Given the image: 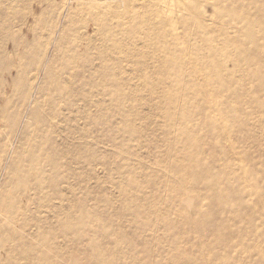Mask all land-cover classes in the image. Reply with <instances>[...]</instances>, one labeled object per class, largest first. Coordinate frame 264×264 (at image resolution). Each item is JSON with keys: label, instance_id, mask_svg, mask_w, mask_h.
I'll return each instance as SVG.
<instances>
[{"label": "rangeland", "instance_id": "obj_1", "mask_svg": "<svg viewBox=\"0 0 264 264\" xmlns=\"http://www.w3.org/2000/svg\"><path fill=\"white\" fill-rule=\"evenodd\" d=\"M202 1L198 13L215 18L210 37L219 38L225 28L234 37L244 27L223 26L228 11H215L218 0ZM261 2L253 6L255 17ZM161 5L0 0V264H72V257L80 264H264V85L239 83L238 70L234 79L224 78L235 92L226 88L218 102L210 99L224 128L216 137L238 150L235 163L254 166L259 189L237 181L213 150L205 163L217 162V182L232 213L196 217L203 224L192 227L184 214L210 210L212 191L206 179L181 173L189 157H200L184 143L193 137L211 149L215 138L206 131L204 99L181 94L186 83L177 84L174 73L157 78L165 75L158 60L167 47L174 49ZM197 28L181 25L179 32L204 46L197 36L208 33ZM244 35L259 41L264 30ZM216 39L210 42L220 47ZM236 41L223 57L230 61L226 68L255 49L247 39ZM251 61L244 59L241 70L264 74V66ZM163 96L169 99L161 104ZM240 96L250 102L239 105ZM229 100L232 111L253 114L240 128L227 125L225 113L231 119L235 112L218 107ZM181 123L195 131L188 134ZM183 184L190 193L180 196ZM215 221H222L219 228Z\"/></svg>", "mask_w": 264, "mask_h": 264}, {"label": "bare ground", "instance_id": "obj_2", "mask_svg": "<svg viewBox=\"0 0 264 264\" xmlns=\"http://www.w3.org/2000/svg\"><path fill=\"white\" fill-rule=\"evenodd\" d=\"M160 1L163 4L161 5V7L163 6V9H165V11H163V16L165 20L164 27L166 30H168V32L171 31L172 33L171 37H172L174 49L169 50L170 48L167 47L166 51L163 52L165 57L161 59L159 58L160 59L158 60L159 69H162L165 72V75L158 76L157 78L159 80H163V79L168 80L171 78V75L174 73L175 82L177 84L182 82L186 83L185 85L179 86V90L181 94L187 93L189 95L202 97V99H204L203 103L205 104V106L202 112L204 115L210 118L209 126L206 131L211 135H213L215 138V139L212 138L214 144L211 149L203 148L196 139L189 136L187 141L184 143L186 149L190 150L192 154L200 155V157L198 158L199 160L197 161L191 160L192 158L189 157L188 164L184 168L185 170H183L181 173H184L185 177L189 176V178L195 177L198 178V180L206 179V181L209 182L207 189L212 191V194H209V196L211 197L210 210H208L205 213L199 214V216H193L188 214L187 212L186 214H184L185 221L189 222V224L192 225L193 227V225L203 224L202 222L197 223L195 219L196 217L204 218V220L205 219L211 220L219 210H223V209L228 213H232V209L227 201L228 195L227 193L221 191V186L217 182V180L221 178L218 176L221 172L217 168L218 167L217 162L208 163L209 165L208 166L206 164L207 162L204 159V156H208V155L213 156V150H217L218 152L217 156H219L224 161L223 164H225L229 168L232 167L233 169L231 170H233L235 174H238L237 181L250 183L252 184L253 189L256 190L259 189L258 181L256 180L254 181L255 179L254 174L256 173V169L254 168V166L250 165L251 167L246 169V167L243 165L242 162L235 163L232 160V158L235 153L236 154L238 153V150L234 147L227 148L223 144H222L223 146H221V143L223 141L220 138L216 137V133L222 132L224 128L220 124L217 116L215 115V108L212 106V101H210V99L217 101V98L220 96L222 91L226 88L228 89L230 86L229 83H225L224 78L233 77L234 74L238 72V70L242 72V76H243L241 79H239V83H245L247 79L248 80L253 79L255 81L260 82L262 86L264 85V74H262L261 71H259L258 69L252 70L251 67H248L247 70L245 68L241 70L242 69L241 63L243 62L244 59L248 57L252 59L251 63H256V66H258L259 69L260 66H264V60H263L264 53L262 51V49L264 48V37L259 41H257V39H255L250 35H244L245 33L247 34L250 31H253L255 27H260L263 28L264 30V0H224L225 2L224 4H219L220 0H218V3L214 4V9L216 12L222 10L228 11L227 14L229 19L223 22V26L225 24L227 26L230 25L233 27L235 23L242 24L244 26L243 28L240 29L238 27L236 28L239 30L236 32V36L234 37L231 36V34L227 31L225 27H223L225 29L222 28L223 31L221 33V36H219V38L217 39L215 38L217 43H222L220 47L212 46L211 43L213 42V40L215 41V39L213 37H210V34H212L213 32L211 33L209 25L211 21H215V18L208 17L207 19V17L198 13V11H201L200 9L202 8V4L204 3L202 0H160ZM258 1H262V2L258 4V13L257 16L255 17L254 15H252L254 14L253 6L256 7V3H258ZM193 23L197 25L198 30L208 33L207 37L199 36L197 33L196 36L198 35L197 36L198 38H200L203 41H207V43L211 41L210 43L208 44L204 43V46H198L196 44H192L191 43L192 41H190L189 39L191 35L189 34L184 35L179 32V27L181 25L188 26ZM217 24L218 23H216V25ZM238 38L241 41L247 39L253 42L255 44V49L252 53H250L251 51L241 52L240 53L241 58L233 62L232 65L233 69H230L228 67L226 68L227 65L226 63H229L230 61L228 59H224L223 57L227 54V49L229 46H232V48H236L237 46L236 39ZM258 43H260V45ZM204 50L207 52V55L204 53ZM203 53L205 55H203ZM216 57L223 58L224 60L222 61V63H217V61L214 60V58ZM174 60L176 62H173ZM223 71L225 73H222ZM153 75H155V73H153ZM158 86L161 89L163 84L159 82ZM151 88H154V85H151ZM206 88L209 89V92L208 90H206ZM157 89L158 87H155V90ZM231 90L235 92L233 88ZM168 99L169 97L163 96L161 98V104H163V101L165 100L167 101ZM231 102L232 100H229L223 103L222 105H219L218 103V107L220 110L221 108L222 109L224 108L226 111L228 110L231 111L232 113L235 112L237 117L231 119L229 118V113L228 112L225 113V118L227 119V125L230 126L232 125L234 128H240L244 124L243 119H245L247 123L252 119L253 114L246 115L242 109H235V111H232L234 110V106L231 105ZM248 102H250L249 97L243 98L242 96H240V99L238 100L239 105L248 104ZM238 113L240 114V116L244 115L243 118L241 117L238 118L239 116ZM196 116L198 115L195 114L192 115L193 118ZM180 127L181 130L188 132V134L189 132L195 131V129L188 128L186 127V125H182V123L180 124ZM171 166L172 168L173 167L177 168L176 164H171ZM206 170H211V171L209 173H206ZM226 182L228 185L229 183H231L230 181L228 182L227 180ZM184 185L185 184H183L180 188L177 189L180 196L188 195L190 193V190L185 188ZM236 194L238 196L237 199L235 200L236 204L239 210L243 211L244 202L242 200V196L239 192H237ZM186 200H189L188 196ZM247 210H250L249 212H253V210L251 209H247ZM221 222L222 221H215V223L217 224L216 225L217 228H219L218 224ZM64 229L68 230V227L65 225ZM226 230L229 231L230 229L228 228ZM217 232H219V230L215 231L216 235H218ZM44 256L47 258V255ZM73 259L74 257H72L71 259L72 264H80L78 261H76V258L74 260Z\"/></svg>", "mask_w": 264, "mask_h": 264}]
</instances>
